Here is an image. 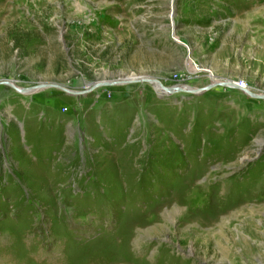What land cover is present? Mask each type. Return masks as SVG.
<instances>
[{
	"label": "rangeland",
	"instance_id": "obj_1",
	"mask_svg": "<svg viewBox=\"0 0 264 264\" xmlns=\"http://www.w3.org/2000/svg\"><path fill=\"white\" fill-rule=\"evenodd\" d=\"M2 81L114 84L0 85V264H264V0H0Z\"/></svg>",
	"mask_w": 264,
	"mask_h": 264
},
{
	"label": "water",
	"instance_id": "obj_2",
	"mask_svg": "<svg viewBox=\"0 0 264 264\" xmlns=\"http://www.w3.org/2000/svg\"><path fill=\"white\" fill-rule=\"evenodd\" d=\"M173 42L178 44V45H183L181 42H178L177 40H173ZM102 84L111 85V84H114V83H97V84L93 85L91 88L87 89L86 91L76 92V91H71L69 89H66L65 87L52 85V84H40L37 87H32V88H29V89H23V88L22 89H18L13 84H11L10 82H6V81L0 82V85H7V86L15 89L16 91H18V93H22V94H26V93H29V92H32V91L41 90V89L56 88V89L62 91L64 94L68 95V96L69 95L70 96H81V95L87 94V93H89V91H92L93 89H95L96 87H98L99 85H102ZM232 87H234L235 89H238L236 87V85H234V84H232ZM163 90L165 91V93H171L172 94L174 91H180L181 92L182 89H178V88H174V89H172V88H163ZM204 90H206V89H204ZM238 90L242 91V89H238ZM197 93L198 92L195 91V90L190 92V94H197ZM258 97L260 99H264V94L259 95Z\"/></svg>",
	"mask_w": 264,
	"mask_h": 264
},
{
	"label": "crops",
	"instance_id": "obj_3",
	"mask_svg": "<svg viewBox=\"0 0 264 264\" xmlns=\"http://www.w3.org/2000/svg\"><path fill=\"white\" fill-rule=\"evenodd\" d=\"M191 95V94H190ZM193 95V94H192ZM185 96V95H183ZM182 96V97H183ZM60 110V109H59ZM58 110V111H59ZM49 114L51 116H54V114H56V111H50ZM65 114V113H64ZM60 123L62 124L63 127L66 128V135H72L74 137V134H71V128L73 127V120L70 117V119H65V118H59ZM73 129V128H72ZM77 132H79L80 134L78 135L81 139H84L83 134L77 129ZM49 141H51V138H48Z\"/></svg>",
	"mask_w": 264,
	"mask_h": 264
},
{
	"label": "bare ground",
	"instance_id": "obj_4",
	"mask_svg": "<svg viewBox=\"0 0 264 264\" xmlns=\"http://www.w3.org/2000/svg\"><path fill=\"white\" fill-rule=\"evenodd\" d=\"M194 71V69L193 68H191V72H193ZM131 77H133V76H131ZM192 79V78H191ZM212 82H215V81H212ZM155 85H156V89H158V86H159V82H156V83H154ZM179 88H183V90H181L182 92H186V91H184V90H186L184 87H178V89ZM190 88V87H189ZM89 89V88H88ZM238 89H240V88H238ZM194 89H189V91L188 92H191V91H193ZM247 91V90H246ZM169 94H171V93H169Z\"/></svg>",
	"mask_w": 264,
	"mask_h": 264
},
{
	"label": "built area",
	"instance_id": "obj_5",
	"mask_svg": "<svg viewBox=\"0 0 264 264\" xmlns=\"http://www.w3.org/2000/svg\"><path fill=\"white\" fill-rule=\"evenodd\" d=\"M241 86H242L241 83H239V85L236 84V87L237 88H240L241 89L242 88Z\"/></svg>",
	"mask_w": 264,
	"mask_h": 264
}]
</instances>
